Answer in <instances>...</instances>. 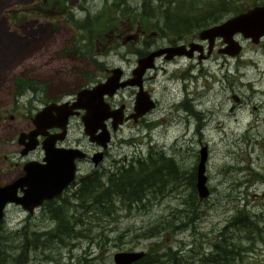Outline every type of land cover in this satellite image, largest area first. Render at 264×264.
I'll use <instances>...</instances> for the list:
<instances>
[{
    "label": "rangeland",
    "instance_id": "rangeland-1",
    "mask_svg": "<svg viewBox=\"0 0 264 264\" xmlns=\"http://www.w3.org/2000/svg\"><path fill=\"white\" fill-rule=\"evenodd\" d=\"M262 1L0 0V182L22 173L27 159L40 158L39 148L22 154L17 137L33 125L32 116L43 105L70 99L81 87L103 80L106 69L114 66L129 74L136 59L150 49L156 30L160 42L186 35L198 40L201 27L192 21L211 13L213 2L227 8L221 12V21L234 13L232 8ZM170 16L195 20L167 27ZM146 19L148 35L143 41H122ZM79 37L88 51L77 56L72 50ZM236 38L242 45L238 64L235 56L216 51L217 41L211 55L189 69L192 77L189 73L179 77L187 59L173 63L158 59L167 69L158 70L150 82L160 103L154 118L159 123L151 138L141 134L145 127L139 131L130 123L113 133L108 158L97 172L115 171L127 164L135 168L149 152L159 162L168 163L161 157L165 154L172 162L160 165L156 172L161 176L158 186H152L156 191L141 200L134 192L119 188L129 198L122 195L115 186L99 194L102 186L93 194L98 193L97 200L104 202L91 205L90 197L81 203L73 196L75 184L61 194L68 202L53 203L62 206L58 208L61 219L46 214L48 205L46 212L38 207L28 219L27 210L9 203L0 222V237L11 250L0 247V263L115 264L117 251L147 253L152 247H170L177 252L179 264H212L215 247L227 246L237 254H228L223 264H264V40L255 45L240 34ZM173 69L174 76L168 77ZM16 78L41 85L35 91ZM183 83L194 97L192 111L179 106L186 90ZM232 91L238 93L240 102L231 97ZM118 98L131 107L128 90ZM73 119L70 138H80L91 151L94 146L81 120ZM203 145L207 147L205 173L210 193L199 198L194 174ZM82 169L89 172L92 165L83 164ZM101 180L106 187L104 175ZM236 218L250 223L241 227L239 221L234 223ZM255 224L263 228L262 237L256 231L250 235Z\"/></svg>",
    "mask_w": 264,
    "mask_h": 264
},
{
    "label": "water",
    "instance_id": "water-1",
    "mask_svg": "<svg viewBox=\"0 0 264 264\" xmlns=\"http://www.w3.org/2000/svg\"><path fill=\"white\" fill-rule=\"evenodd\" d=\"M240 33L243 37L257 42L264 35V2L255 4L247 9L233 14L218 23L201 28L198 32L200 40L207 41L208 53L211 52L214 42L221 38L225 43L218 49L229 55H236L241 51L242 45L235 37ZM129 35L128 38H130ZM197 49L201 51L202 45L199 41H191L188 45L176 44L170 46L158 47L137 58L136 66L132 70V76L125 80H120L122 68L114 66L110 69V74L102 81L92 86H85L77 90L76 97L72 102L69 101H50L39 109L32 116L34 128L28 132H20L17 140L24 144L21 149L22 154L34 149L39 140L37 136L43 134V129L56 125L61 127L63 137L67 119L70 115L78 113L84 109L81 115L84 132L91 141L105 146L109 138L104 119L113 117V127L122 121L116 115L117 112L111 110L110 104L104 99L105 94L111 95L118 87L126 84H138L141 86V76L145 69L154 65V59L165 54L166 58L174 55H191V52ZM237 100V97L234 96ZM144 108H141L142 103ZM153 105V101L147 97L144 91L137 92L134 109L139 113L147 110ZM119 110V108L115 109ZM54 112H56L54 114ZM100 128L98 134L95 131ZM55 137V136H54ZM56 139V137H55ZM54 141V140H53ZM52 141V142H53ZM52 142L46 148L45 163L37 160H28L23 164L25 173L20 178L6 185H0V221L4 214V207L8 201L21 203L23 207L31 209L33 206L42 203L44 199H50L59 194L62 189L72 180L75 173V158L82 157L84 152L79 148L54 147ZM199 160L197 163L196 188L200 198L209 194V188L206 184L207 176L205 174L207 147L203 145L199 150ZM101 151L96 152L93 159L98 161ZM26 185L22 188L25 193L22 196L17 195V187ZM145 254L143 250L117 251L113 254L115 264H131Z\"/></svg>",
    "mask_w": 264,
    "mask_h": 264
},
{
    "label": "flooded vegetation",
    "instance_id": "flooded-vegetation-1",
    "mask_svg": "<svg viewBox=\"0 0 264 264\" xmlns=\"http://www.w3.org/2000/svg\"><path fill=\"white\" fill-rule=\"evenodd\" d=\"M263 2L264 1H262L261 3H263ZM261 3H259V4H261ZM248 7H250V6H248ZM248 7L243 8L240 11H243V10L247 9ZM240 11H238V12H240ZM146 24H148V20L147 19L139 21V25H137V28H136V33L130 34V35H133V36H130V38H128L129 35L125 36V38H123L122 41L125 42L126 40H129V39L139 40L140 42L143 41L145 36L148 35L147 34ZM183 32H185V30H183ZM153 33H154L153 36H155L154 37V41H153L150 49L147 52H145L144 54H146L149 51H151L153 49H156L158 47L170 46V45H176V44L188 45V43L191 42V41H199V43L202 45V49H201V51H199L197 49H194L191 52L190 56L186 55V54H182V55H174L171 58H166L165 54H164V55H161L159 57H156L154 59V65L152 67H148L147 69H145L143 75L141 76V86H139L138 84H135V83L134 84H126V85H124L122 87H118L115 90V92H113L111 95L105 94L104 99L110 104L111 110L116 111L117 112L116 115L119 117V114H120V116L122 118V121L120 123H118L116 127H113V117L112 116H109L106 119H104V123H105V126H106L107 131H108L107 135H109V138H108V140L105 143L106 144L105 146H102V145L96 143L95 141H91L89 139L88 135L85 132H84V134L88 138L89 143H91L94 146L91 151H89L88 147H85V145H83L80 142V138H70L71 123L74 120L73 119L74 117H78L81 120L82 127H83V122H82L81 115L83 114L84 109H80L78 113H74V114H72V115H70L68 117L67 124H66V129H65L63 137H60V135L62 134V129L59 126L52 125V126H49V127L45 128V129H43L44 133L43 134H39L37 136V138L39 140V144L35 147L36 149L39 148L41 150L40 158H38V159L31 158V159H27L26 161H28V160H37V161L45 163L46 162L45 161L46 148L48 147L50 142H52L53 140L54 141L52 142V146H54L56 148H58V147L79 148V149H81L84 152V155L82 157L75 158V173H74V177L62 189V191L59 194L55 195L54 197H52L50 199H44L42 201V203L33 206L31 209L23 207V205L21 203H15V204L23 207L25 210L28 211V216H27L28 219H31L30 216L34 213L35 209L38 208V207H42L43 206V208H45L44 211L46 212L47 205H48V208H47L46 214L49 212L48 215H50L52 218H54V219L55 218H60L61 219V217H60V215L58 213V211H59L58 208L61 205L55 207V206H53V203L57 202L58 200H60V202L63 203V204L68 202V201H65L64 197L61 196V194L63 193L64 190H66L67 188L77 184V187L74 188V190H73V196L74 197H78V193L81 191L82 184L84 183L85 180H86V182L93 183V186L95 188H97V187H100L102 185L104 186V182L101 180V177L104 175L105 178H106L105 183L107 185L106 187L105 186L104 187L107 188V189H110L112 186H114V181L113 180H115V181L118 180L119 181V177H121V176L124 177L125 176V174H126V172L128 170L129 164L122 165V166L116 168L115 171H112L110 169H108V170L103 169V172H100V173L97 172V171H98V168L101 166L102 162L104 161V159L108 158V155H109L108 154V147H109V144L112 141L113 133L118 131L124 124L125 125L128 124V123H130V125L131 124H135V125L138 126L139 131L141 130L142 127H145L146 128V132L145 133L141 132V134L143 136L147 135L149 138H151V134H152L153 128H155L157 123H159L158 119L154 120V118L158 116V108H160L159 107L160 103H159V97H158V95L155 94L152 86L150 85V82L154 79L153 77L156 76L158 70L166 71V69H167L164 64H162V63L158 64V62H157L158 59H160V61L169 62V63L178 62L179 60L185 61V59H187L188 62H184L185 70L184 69H183V71L181 70L182 72L180 73V76H179L180 79H182L183 77L188 75L189 69L192 66L199 65L202 61H204L206 58H208L209 55H211L214 47L216 46V42L217 41H219V44H220V46L216 48L217 49L216 51L218 53H221V52L218 51V49L225 45V43L222 41L221 38H217L215 40V42H214V46H213L211 52L208 53L207 41L206 40H200L199 37H198V40H197V39H195L196 38L195 35H186L185 38H180L178 40H174L173 38H169V39H167L165 41L160 42L156 38L157 35L160 34V33H158L157 30L154 31ZM238 34H240V33H236L235 37ZM197 36H198V33H197ZM237 40H239V39H237ZM263 40H264V35H262L257 42H253L252 40L251 41L255 45H260ZM239 42H240V40H239ZM241 50H242V48H241ZM144 54H142V55H144ZM221 54L225 55V57H227V55H229V54L226 55V53H223V52ZM240 54H241V51L238 54H236V55H230V56H235V60L237 61L236 64H238V60H239ZM142 55H140V56H142ZM136 62H137V59H136ZM135 66H136V64H135ZM134 67L131 69L129 74H125L123 68L121 67L122 68V73H121L120 80H125V79L130 78L132 76V70L134 69ZM178 67H180V65H178ZM110 69L111 68L106 69L107 74L105 75L104 79L110 74ZM199 70H200V72H202L203 69H202L201 66L199 67ZM175 71H176L175 69L171 70L169 75H168V77H173ZM204 73L206 74V72H204ZM188 76L192 77V74L189 73ZM100 81H102V80H100ZM94 84H92V85H94ZM92 85H89V86H92ZM183 86L185 87L186 90H185V93L183 94V96H181L180 100H178L179 103H180L179 106H181L186 111H192L190 103L193 102L194 97H192L191 91L188 89L187 84L183 83ZM83 87H85V86H83ZM125 89L128 90V94L130 96V101H131V107L127 104V102L124 101V99H119L118 98L119 94H121V92L123 90H125ZM139 90L144 91L147 94V97L150 100L153 101V105L150 108H148L147 110L143 111L142 113H139L138 110L134 109L137 92ZM234 96L237 97V100L234 98ZM75 97H76V94L73 97H71L70 99L56 100V101L57 102H62V101L72 102L75 99ZM231 97L235 101L240 102L241 98H240V96L238 95L237 92L232 91L231 92ZM144 106H145V103L143 102L142 105H141V108L142 107L144 108ZM117 108H119L120 111L115 110ZM199 112H201V111H199ZM55 113L56 112H54V114ZM161 119H163V117ZM32 124H33V122H32ZM34 127L35 126L33 124L31 127L27 128V129H23L20 132H28L31 129H33ZM82 129L84 131V128H82ZM99 131H101L100 128H98L95 131V134H98ZM54 136L56 137V139H55ZM21 146L23 148L24 144H21ZM31 150H33V149H31ZM31 150H29V151H31ZM99 151H101L102 154L100 155V158L98 159V161H95L93 159V157H94L95 153L99 152ZM154 155H156V154H154ZM154 155H150V152H149L145 159H143L142 156H141L139 158L136 166H135V169L143 170V171H150L151 170V171L157 172L158 169L160 168V165H163L161 167H165V166H168L172 162V158L169 157V156H166L165 154H162L161 157L166 159L168 161V163H166L164 161L163 162H161V161L159 162L158 161V157H156V159H155ZM124 159H126V157H124ZM110 160H112V159H110ZM86 163H89V164L92 165V169L89 170V172H87V170H83L82 169L83 164H86ZM158 163H159V165H158ZM130 170H133V168H130ZM24 173H25V170L23 169L22 173L18 174L16 177H14L13 179H11L8 182H5V183H1L0 182V185L3 186V185H6L8 183L13 182L14 180H16V179L20 178L21 176H23ZM79 173H81V174L78 175ZM179 173H182V172H179ZM196 173H197V170H196L195 174L194 173H192V174H194L196 176ZM156 180H157V176H156ZM150 181H152V183H151L152 185L149 184L150 186H144L143 190H142V186H140V190L136 194V199H141L142 200L143 198H147L148 197L147 195H148L149 191L153 192V191L157 190L156 188L152 187V186H154V184H156V182L154 180H150ZM122 184L124 186L125 182L123 181ZM156 185L158 186V184H156ZM159 186H160V184H159ZM195 187H196V177H195ZM22 188H26V185H23V187L18 185L17 191H16L17 195L22 196L25 193V191H23ZM196 190H197V188H196ZM197 193H198V191H197ZM209 193H210V190H209ZM198 196H199V194H198ZM97 198H98L97 195H95L94 198H91V205L96 202ZM9 203H13V202L12 201L11 202L8 201L5 204L4 214H3V217H2L0 222H2L4 220V218H5L6 208H7V205ZM109 212H110V209H109ZM236 221H238L237 218H236V220H234V223ZM250 231H251L250 235H254L252 231H256L257 232L256 235L257 236H261L263 228H261L257 224H255V227L250 229ZM253 241H255V240H253ZM215 245H216V243L214 244V246ZM215 248L216 249H215L214 252L215 253H219L220 249L218 247H215ZM229 249L233 250V248H229Z\"/></svg>",
    "mask_w": 264,
    "mask_h": 264
},
{
    "label": "trees",
    "instance_id": "trees-1",
    "mask_svg": "<svg viewBox=\"0 0 264 264\" xmlns=\"http://www.w3.org/2000/svg\"><path fill=\"white\" fill-rule=\"evenodd\" d=\"M211 6L212 7H209V9L211 10V13H209V14L206 13L205 16L198 19L197 20L198 22H196V23H195V21H192V20H195L194 18H190L188 16H185V17L182 16V18H176L174 16H170V17H168L169 18L168 19L169 20L168 26H167V24H166V26L176 28V27H178L179 22L181 23V25H183V24L186 25V24H190V23L194 22V24L197 27H203V26H207V25H210L212 23H215V22L219 21L221 15H222L221 12L227 8H222L223 6H221L220 3H216V2H213L211 4ZM242 9L243 8L237 7L235 9L232 8V11H234V13H236ZM228 11H231V9L228 8ZM190 21H192V22H190ZM87 24H88V22H87ZM194 24H193V26H194ZM87 28L89 30L93 29L92 26L91 27L87 26ZM74 44H75V46H74L72 52H74L77 56H78V52L82 53L84 55L87 53V51H88L87 48L84 46L83 43H80V37L78 40L74 41ZM16 79H17L18 83H21V85L30 86V88L35 90V91L38 89L39 85H41L40 83H38L34 80L26 81L25 79H23V80L22 79L19 80L18 78H16ZM130 168H132V167H128V170H127L124 177L121 176V177H119V181L118 180L114 181V186H115L114 188L119 193H121L122 195H124L126 197H128V196L123 191H121L119 188H122V190H126L129 194L131 192H134V194L136 196L137 192L140 190V186H142V190H143L144 186L152 185L151 184L152 181H150V180H154L155 182L157 181L156 180L157 174L155 171H151V170L150 171H143V170H137L135 168H133V170H130ZM157 177L161 178L160 175H157ZM123 181L125 182L124 186L122 184ZM102 186L95 188L93 186V183L86 182V180H85L84 183L82 184L81 191L78 193V198L81 199L80 202L83 203L84 202L83 200L87 199L88 197L94 198L95 195L99 196V194L108 190L104 186H103L104 188H102ZM101 188H102V190L99 194L98 193L93 194L94 191H97V190L99 191ZM96 202L97 203H103L104 201L96 199ZM238 221L239 222H237L238 223L237 225H240L241 227H244V228L246 226H248V222L250 223V221L246 218L238 219ZM61 227L63 229L64 228L66 229L67 225L61 224ZM69 227H70V231H72V227L71 226H69ZM2 238L3 237H0V247L2 249L11 250V246H8V245L5 246L4 245ZM17 247H19V246H17ZM219 249H220V252L216 253L215 255L212 256L213 257L211 259L212 264H223L224 263L223 261L228 262V254H237V253H234V251H235L234 248L232 250V249L227 248V246H223L222 248L220 247ZM22 250H24V245L21 247V251ZM4 261H6V260H4ZM0 264H3V262ZM131 264H179V258L177 256V252L172 250V248H170V247H168L164 250H158V249H154L152 247L150 249V251L147 252L143 257L139 258L138 260H136L135 262H133Z\"/></svg>",
    "mask_w": 264,
    "mask_h": 264
},
{
    "label": "bare ground",
    "instance_id": "bare-ground-1",
    "mask_svg": "<svg viewBox=\"0 0 264 264\" xmlns=\"http://www.w3.org/2000/svg\"><path fill=\"white\" fill-rule=\"evenodd\" d=\"M106 202V201H105Z\"/></svg>",
    "mask_w": 264,
    "mask_h": 264
}]
</instances>
